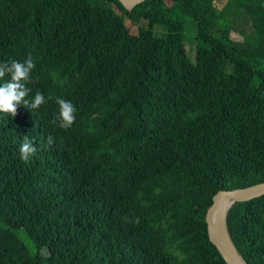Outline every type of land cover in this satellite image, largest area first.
<instances>
[{"label": "trees", "instance_id": "16d2710c", "mask_svg": "<svg viewBox=\"0 0 264 264\" xmlns=\"http://www.w3.org/2000/svg\"><path fill=\"white\" fill-rule=\"evenodd\" d=\"M163 1L0 0V62L31 55L27 99L45 97L0 114V264H226L204 214L217 191L264 181V0H168L167 17ZM226 3L253 40L217 23ZM57 97L76 108L68 129ZM224 225L264 264V194L232 202Z\"/></svg>", "mask_w": 264, "mask_h": 264}, {"label": "clouds", "instance_id": "9594fccd", "mask_svg": "<svg viewBox=\"0 0 264 264\" xmlns=\"http://www.w3.org/2000/svg\"><path fill=\"white\" fill-rule=\"evenodd\" d=\"M34 67L35 62L31 55L23 62L15 59L0 62V79L5 76L10 77L9 82L0 84V114L14 117L17 113V107L21 104L29 109H37L45 103V97L39 91L34 94L31 100L27 99L32 92V89L27 85L33 82L31 72ZM55 102L59 105L58 126L62 129L70 128L75 121V106L71 101L60 97H57ZM53 143L54 138L49 135L46 138V143L41 147L50 148ZM37 151L38 148L33 141L25 135L19 147L21 160L28 163Z\"/></svg>", "mask_w": 264, "mask_h": 264}, {"label": "water", "instance_id": "95a60500", "mask_svg": "<svg viewBox=\"0 0 264 264\" xmlns=\"http://www.w3.org/2000/svg\"><path fill=\"white\" fill-rule=\"evenodd\" d=\"M141 1L143 0H118V2L127 9H131L134 5L140 3ZM262 194H264V181L245 187L221 189L212 196L211 204L207 207L204 214L207 237L208 240L216 247V249L218 250V252L220 253L222 259L225 261L226 264H245V263L240 258L239 254L235 250L230 240H229V244H227V243H221L215 238L212 227L213 211L222 203L228 202V206H229L234 201H245L253 197L260 196Z\"/></svg>", "mask_w": 264, "mask_h": 264}, {"label": "rangeland", "instance_id": "374dc122", "mask_svg": "<svg viewBox=\"0 0 264 264\" xmlns=\"http://www.w3.org/2000/svg\"><path fill=\"white\" fill-rule=\"evenodd\" d=\"M193 3L194 0H189ZM170 6V2L165 0L156 6V11L160 13L163 17H167V7ZM227 3L221 12H217V23L228 30L232 39L236 41H241V39H254V33L252 28L247 21V18L238 9H233ZM188 12L184 17V26L182 28V40L184 49L187 56L193 62L194 61V40H195V30L191 26L192 14L194 13L193 7H187ZM100 12H103L100 9ZM230 69V64L227 63V70ZM14 234L22 241V235L20 231L14 232Z\"/></svg>", "mask_w": 264, "mask_h": 264}, {"label": "bare ground", "instance_id": "6f19581e", "mask_svg": "<svg viewBox=\"0 0 264 264\" xmlns=\"http://www.w3.org/2000/svg\"><path fill=\"white\" fill-rule=\"evenodd\" d=\"M227 206H228V202L222 203L213 211L212 227L215 238L221 243L229 244V239L225 231V225H224V212Z\"/></svg>", "mask_w": 264, "mask_h": 264}]
</instances>
